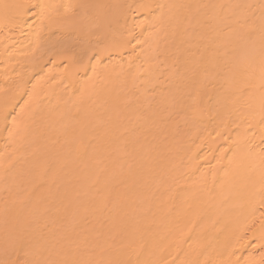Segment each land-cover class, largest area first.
I'll return each mask as SVG.
<instances>
[{
    "label": "bare ground",
    "instance_id": "obj_1",
    "mask_svg": "<svg viewBox=\"0 0 264 264\" xmlns=\"http://www.w3.org/2000/svg\"><path fill=\"white\" fill-rule=\"evenodd\" d=\"M0 264H264V0H0Z\"/></svg>",
    "mask_w": 264,
    "mask_h": 264
}]
</instances>
